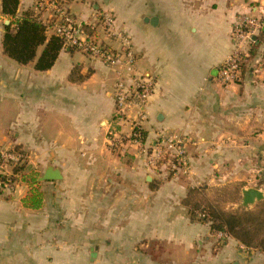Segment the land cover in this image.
I'll list each match as a JSON object with an SVG mask.
<instances>
[{
	"label": "crops",
	"instance_id": "1",
	"mask_svg": "<svg viewBox=\"0 0 264 264\" xmlns=\"http://www.w3.org/2000/svg\"><path fill=\"white\" fill-rule=\"evenodd\" d=\"M69 8L88 23L109 11L129 34L134 69L156 79L145 143L183 139L191 171L174 178L147 169L135 150L109 149V131L130 133L114 118L118 67L66 49L47 71L19 65L3 53L1 17L0 143L23 150L39 177L52 167L62 178L39 183L36 210L22 204L25 181L0 196V264H264L260 250L191 222L183 204L191 187L264 177V70L217 83L235 17H264V0H71ZM23 12H34L32 0H20Z\"/></svg>",
	"mask_w": 264,
	"mask_h": 264
},
{
	"label": "built area",
	"instance_id": "2",
	"mask_svg": "<svg viewBox=\"0 0 264 264\" xmlns=\"http://www.w3.org/2000/svg\"><path fill=\"white\" fill-rule=\"evenodd\" d=\"M70 1L32 0L33 17L42 24L47 36L61 39L63 49L78 51L107 67L119 68L113 89L114 118L128 123L130 133L109 131V149L121 153L135 150L147 169L163 171L174 178L188 177L191 165L186 141L159 136L153 143H145L141 125L146 120L145 107L155 90L156 79L134 69L135 57L129 34L117 25L115 16L109 11L97 15L93 23L77 20L70 11ZM261 33H264V17L250 13L235 17L230 31L231 51L218 69L219 85L238 84L243 75L259 74L264 70V49L259 48L257 41ZM254 36L256 41L252 40ZM254 44H258L255 50ZM124 71L127 76L123 75ZM27 164L23 150L0 143V196L15 192L21 185L19 169ZM217 237L227 236L217 233Z\"/></svg>",
	"mask_w": 264,
	"mask_h": 264
},
{
	"label": "trees",
	"instance_id": "3",
	"mask_svg": "<svg viewBox=\"0 0 264 264\" xmlns=\"http://www.w3.org/2000/svg\"><path fill=\"white\" fill-rule=\"evenodd\" d=\"M19 2L20 0H0V18L9 20V24L4 26L2 36L3 53L19 65L34 62L35 71H47L54 65L59 52L63 49L62 41L57 36H47L44 27L33 17V13L18 14ZM262 35L264 33L260 34ZM257 47L258 44H254L253 49ZM40 48V53L37 55ZM19 170L22 172V181L29 186L28 194L22 199L23 206L33 210L39 209L43 199L40 184L37 181L39 175L35 171L27 170L26 167H21ZM226 186L229 184L219 190L225 196L230 188ZM209 189H211L209 186L200 185L188 190L183 204L188 208L191 222L207 223L211 233H224L243 247L258 249L264 253V201L252 208L244 209L238 206L236 210L228 212L223 210L217 202L216 204L205 202L202 206L199 199L195 198Z\"/></svg>",
	"mask_w": 264,
	"mask_h": 264
},
{
	"label": "rangeland",
	"instance_id": "4",
	"mask_svg": "<svg viewBox=\"0 0 264 264\" xmlns=\"http://www.w3.org/2000/svg\"><path fill=\"white\" fill-rule=\"evenodd\" d=\"M76 54L80 53L78 51H74ZM82 54V53H80ZM83 55V54H82ZM252 176L251 178H247L244 182H240V186H235L233 184H237V182H230L224 184H218L215 186H210L211 189L204 192L201 195L195 196V198L199 199L200 204L203 206L205 202H210L212 204H216V202L221 206V208L225 211L232 212L240 207L241 203V190L246 188L247 186H252L253 188L260 190L264 194V177ZM239 183V182H238ZM226 187H230L226 192V196L224 193L219 190L223 189L225 185ZM205 185V184H202ZM241 187V190H240ZM237 203V204H235ZM239 203V204H238ZM256 205V204H255ZM253 206L249 207L252 208Z\"/></svg>",
	"mask_w": 264,
	"mask_h": 264
},
{
	"label": "water",
	"instance_id": "5",
	"mask_svg": "<svg viewBox=\"0 0 264 264\" xmlns=\"http://www.w3.org/2000/svg\"><path fill=\"white\" fill-rule=\"evenodd\" d=\"M8 24L9 21L5 20L4 25H8ZM252 40L256 41V37L254 36ZM61 178L62 177L57 169L48 167L44 172V174L37 179V181L38 183H42V182L58 181L61 180ZM263 201H264V194L260 190H257L255 188H244L241 190V203H240L241 208L247 209Z\"/></svg>",
	"mask_w": 264,
	"mask_h": 264
}]
</instances>
